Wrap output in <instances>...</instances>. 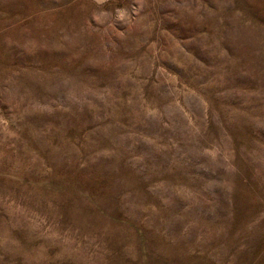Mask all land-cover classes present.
Returning <instances> with one entry per match:
<instances>
[{"label":"rangeland","instance_id":"rangeland-1","mask_svg":"<svg viewBox=\"0 0 264 264\" xmlns=\"http://www.w3.org/2000/svg\"><path fill=\"white\" fill-rule=\"evenodd\" d=\"M0 264H264V0H0Z\"/></svg>","mask_w":264,"mask_h":264},{"label":"bare ground","instance_id":"bare-ground-1","mask_svg":"<svg viewBox=\"0 0 264 264\" xmlns=\"http://www.w3.org/2000/svg\"><path fill=\"white\" fill-rule=\"evenodd\" d=\"M95 2H104V1H107V0H93Z\"/></svg>","mask_w":264,"mask_h":264}]
</instances>
